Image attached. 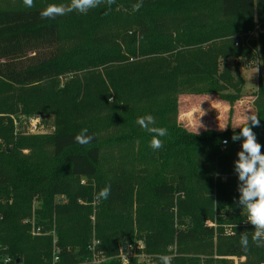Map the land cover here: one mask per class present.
Returning a JSON list of instances; mask_svg holds the SVG:
<instances>
[{
    "label": "trees",
    "instance_id": "16d2710c",
    "mask_svg": "<svg viewBox=\"0 0 264 264\" xmlns=\"http://www.w3.org/2000/svg\"><path fill=\"white\" fill-rule=\"evenodd\" d=\"M218 1L216 7L200 12L202 4L195 0H143L139 11L132 8L137 0H115L108 15L102 4L86 15L72 12L55 19H41L40 12L48 4L70 0H34L32 8L0 6V261L8 256L11 264H49L51 234L31 236L29 223H23L32 214L33 202L35 225L55 230L61 263L83 264L88 257L89 222L84 223L86 232L76 243L64 236L60 222L87 220L82 213L90 210L91 202L103 211L123 207L132 193H142L144 223L138 233H96L97 246L108 256L115 255L122 243L142 239L148 253L160 254L175 241L172 264H233L226 256H244L239 264H264V247L251 244L254 226L241 225L247 215L236 203L237 179L231 175L240 150L239 141L231 137L240 129L227 126L192 132L169 113L177 105L176 93L187 87L190 93H215L231 103L239 98L240 85L232 80L233 75L223 81L235 92L219 91L218 81L224 75H216L217 54L203 52L196 66L184 68L182 63L185 55L180 48L184 46L214 40L228 29L233 35L253 23L264 28V0ZM79 28L83 39L68 52L61 50L62 39ZM260 48L264 70V39ZM239 50L228 49L225 55L236 56ZM177 53L179 59L172 61ZM248 53L243 49L241 54ZM143 56L149 57L147 63L138 62ZM76 70L86 75L82 82L65 84L62 89L50 86L58 75ZM203 80L212 89L195 85ZM257 84L255 108L260 126L253 131L264 152V80L259 78ZM31 104L43 114L51 111L55 120L66 125L50 135L14 138L9 115L26 113ZM145 114L155 115L156 126L168 129L162 137L164 146L158 150L164 156L162 168L150 177L126 176L114 168L102 174L104 142L151 136L136 123ZM83 128L94 139L82 146L74 137ZM109 129L119 130L118 135ZM102 131H107L103 141L99 139ZM222 140L228 141L223 151ZM45 144L51 146L50 154L44 151ZM20 147L29 148L28 153H19ZM166 158L180 170L175 178L163 170ZM83 178L85 183H81ZM108 183L111 195L97 200V193ZM172 205L176 220L168 213ZM208 219L215 220V228L203 225ZM226 225L235 231L233 237L224 235ZM242 232L249 235L247 252L240 247ZM106 264L120 263L112 259ZM130 264L137 262L131 259Z\"/></svg>",
    "mask_w": 264,
    "mask_h": 264
},
{
    "label": "rangeland",
    "instance_id": "374dc122",
    "mask_svg": "<svg viewBox=\"0 0 264 264\" xmlns=\"http://www.w3.org/2000/svg\"><path fill=\"white\" fill-rule=\"evenodd\" d=\"M195 1L202 4L201 8L199 9L200 12H203L205 10L204 7H206L209 11L210 7H216L217 3L219 2L218 0ZM22 4L23 0H18L17 2L16 0H0V6L3 7H16ZM217 19L219 21H224V19L221 18ZM236 21L237 20H235L234 23ZM240 28H244L243 25H241ZM246 29H240L241 31H236L233 33V35H231L232 29H228L225 35L222 34L214 40H208L180 48V51H183L185 55V59L182 62L183 64H185L184 68H188L191 65L196 66V64L198 63L197 57L205 51H210L211 53L217 54V64L215 72L216 75H224L221 78L222 80L219 78L218 81V86H222L219 89L220 92H235V90L230 87V84L225 83L223 81L224 78L228 76V74L233 75L232 80H237L240 85L239 98L236 99L233 103L229 102L226 99L220 98L215 93H190L189 87L181 90L182 92H177V105L175 104L173 112L169 113L173 114V118L181 127L192 132H197V129L199 132L208 128L222 130L226 126L234 128L238 123L241 122L242 116L246 111H251L256 114L255 101L258 96L257 83L259 78L264 80V70H262L260 48V43L262 42V39H264V28L259 27L257 24L253 23L251 24V27H246ZM65 33L66 32H64L63 34ZM227 33L229 35H226ZM81 36V28L74 30L72 35L69 34L68 38L64 37L62 39L60 49L65 52H68L71 47L75 46L83 39V37L81 38ZM231 48L240 49L239 51H241V53L243 49H247L249 53L247 55H242L240 53L236 56L225 55L226 51ZM222 53H224L225 56ZM161 56L170 55L163 54ZM148 58L149 57L145 56L140 57V59H138V62L147 63ZM178 59L179 53H177V59L172 58L171 60L176 61ZM98 70L103 73L105 69H103V67H100ZM85 77L86 75L83 73V70H76L70 73L68 72L65 74L58 75L54 79V83L50 86L54 89H62L65 84L71 85L72 83L78 81L82 82ZM203 82L204 83L198 81L195 85L200 88L205 87V91H209L210 89H212V86L209 85V81L203 80ZM11 93L12 91L8 92L9 95ZM62 93L63 91L61 92V94ZM184 96L194 98H183ZM33 105L30 106L31 110L26 111V113L17 112L16 114L9 115L13 120L14 138L18 137L20 134L36 136L50 135L56 130L63 128L66 125V123L63 122L61 119L55 120L54 115L51 111L50 114H43L41 111L35 110ZM100 116L102 115L100 114ZM72 121L78 122V118L72 117ZM109 133H111L112 135H118L119 130L117 131L116 129H109ZM147 137L148 140H145L144 136L143 139L133 137L128 140H122L121 142L119 140L113 141L114 143L112 144L104 142L102 144V174L106 173V171L108 172V170L111 171V169L114 168V171H117L122 175L129 176L130 174H140L143 177H150L153 173L162 168L164 156L158 151H153L149 147V141L151 139V136L147 135ZM99 139L101 141L107 139V131H102L99 134ZM222 141L221 150L223 151L225 150V145ZM238 144L241 147L240 141ZM43 149L47 154H50L52 152L51 146L48 144L43 145ZM18 151L19 153L21 152L22 154H27L29 148L20 147ZM169 161L172 160L167 159L164 162L167 167H164L163 170L165 171V173L170 171V176H173V178H175L179 174L180 170L178 171L177 169H175L174 165L169 163ZM190 171L191 168L187 172L189 173ZM231 175L237 179L235 173H232ZM92 180L93 179H91L90 181ZM85 181L86 179L83 178V180H81V183H85ZM237 183L238 180H236L235 184L237 185ZM141 194L142 193H132L129 202L125 206L105 208L107 210L103 211L97 206L98 204H96L95 201L91 202V207L89 208L90 210H85L82 213L83 217L87 220L79 219V221L76 223L75 220L66 219L60 222V224L64 226V236L66 238H70L72 242L76 243L78 239L83 237L82 234L86 232V230L82 229V227L87 221L89 222V243H92L97 239V232L104 234L122 233L123 235H128L129 232H133L134 234L138 233L140 228L143 227L144 223V218L142 214V207L144 205L142 199L144 198ZM212 194L214 195V197L216 196L214 192ZM55 198L60 199L61 197L56 196ZM148 201L149 204H153L150 200ZM172 206L168 208V213L169 215L171 213L173 219L176 220V207ZM35 207L36 202H33L32 214L28 219L31 236H42L46 234H51L53 249L54 240L56 239L55 230L53 228L49 230L47 227L35 225V218L33 212ZM209 222L214 224V228L216 227L217 224L215 220L209 219L205 220L203 225L208 226ZM23 223L26 224L27 222L23 221ZM58 224V221L54 222V226H57ZM228 226L229 225H226L224 228V235L226 237H233V235H229ZM216 243L217 237L215 235L213 237V244L215 245ZM175 251L176 244L175 241H172L168 245L167 251L162 254L175 255ZM159 255L161 254L148 253L145 250V246L143 248L136 249L135 252L130 251L126 254L129 261L131 259H135L137 264H139V258L141 256H151L152 258L157 259ZM194 255L198 256L197 254ZM224 258L232 260L233 264H239L245 261L244 256H226ZM112 259H115L120 264H124L123 258L118 255H107V261L104 264H106ZM86 262L87 258L83 261V264Z\"/></svg>",
    "mask_w": 264,
    "mask_h": 264
},
{
    "label": "clouds",
    "instance_id": "9594fccd",
    "mask_svg": "<svg viewBox=\"0 0 264 264\" xmlns=\"http://www.w3.org/2000/svg\"><path fill=\"white\" fill-rule=\"evenodd\" d=\"M23 4L28 7H34V0H23ZM106 5L105 15L111 11L115 0H70L67 4H48L41 12V19H55L58 16H65L72 12L86 15L90 10L98 8L100 5ZM144 6L143 0H137L132 5L134 11H139ZM136 123L147 133L151 135L149 147L153 151H158L164 146L162 137L168 135L166 127L156 126V119L151 114L139 116ZM260 126V118L251 111H246L240 123L235 128H239L238 133L234 132L231 140L240 141V150L236 153L237 159L233 162V171L237 175V191L239 197L236 203L246 212L247 222L254 226L251 234V244L256 247H264V152L262 145L257 141L254 127ZM227 127V126H226ZM225 127V128H226ZM224 129V128H223ZM198 133V129H197ZM94 139L93 135L88 134V129L83 128L74 137V140L80 145H88ZM227 146L228 141H223ZM217 175H219L217 173ZM111 195V183L106 184L96 195L97 200H107ZM235 228V226H234ZM235 231L229 235H235ZM250 240L247 232L240 234V247L244 252L249 250ZM172 255L161 254L157 257L159 264H172ZM124 264H130L126 254L123 257ZM4 264H11V257H4ZM139 264H154L151 256H141Z\"/></svg>",
    "mask_w": 264,
    "mask_h": 264
},
{
    "label": "built area",
    "instance_id": "2783aa9c",
    "mask_svg": "<svg viewBox=\"0 0 264 264\" xmlns=\"http://www.w3.org/2000/svg\"><path fill=\"white\" fill-rule=\"evenodd\" d=\"M235 176L237 177L236 174ZM225 178H226L225 176H222V180H225ZM246 220H247V216L244 218L241 225H252L250 222H247ZM24 222L28 223V220H24ZM208 226H214V224L209 222ZM231 227H232L231 225H229L228 227L229 233L232 232ZM97 245H98L97 240L93 241L92 243H89L88 245V257H87L88 264H104L107 261V254L102 249H100ZM143 247H144V242L142 239L126 241L119 246L118 251L115 254V256L118 255L123 258L124 255L127 254L128 252L130 251L135 252L136 249L143 248ZM0 264H4V258L1 259ZM49 264H62L60 260V248L57 245H55V240H54V245H53V249L51 252V258H50Z\"/></svg>",
    "mask_w": 264,
    "mask_h": 264
},
{
    "label": "crops",
    "instance_id": "0c3cea01",
    "mask_svg": "<svg viewBox=\"0 0 264 264\" xmlns=\"http://www.w3.org/2000/svg\"><path fill=\"white\" fill-rule=\"evenodd\" d=\"M183 98H190V99H193L194 97H187V96H184Z\"/></svg>",
    "mask_w": 264,
    "mask_h": 264
}]
</instances>
